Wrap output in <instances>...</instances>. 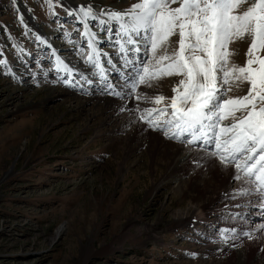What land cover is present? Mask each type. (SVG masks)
<instances>
[{
	"label": "rangeland",
	"instance_id": "rangeland-1",
	"mask_svg": "<svg viewBox=\"0 0 264 264\" xmlns=\"http://www.w3.org/2000/svg\"><path fill=\"white\" fill-rule=\"evenodd\" d=\"M137 2L0 0V264H231L228 249L249 243L257 253L261 247L264 229L250 230L264 212L246 219L239 206L245 203L235 207L233 198L205 209L214 192L201 199L191 186L196 165L173 173L177 157L170 156L177 148H203L169 140L140 118L169 105L180 77L141 84L137 94L144 98L137 99L117 72L130 73L120 46L116 54H100L103 77L86 62L92 50L79 9L98 4L88 28L95 36L120 38L116 22L100 12H123ZM253 2L242 0L237 11ZM178 39L173 35L156 56L172 55ZM250 42L246 36L229 44V67L245 65ZM103 47L113 49L109 41ZM224 87L227 99L247 94L249 84L230 80ZM113 89L123 98L110 94ZM157 96L165 100L157 104ZM160 136L169 143L168 156L159 154L152 164L150 150ZM258 255L254 264H264Z\"/></svg>",
	"mask_w": 264,
	"mask_h": 264
},
{
	"label": "snow or ice",
	"instance_id": "snow-or-ice-1",
	"mask_svg": "<svg viewBox=\"0 0 264 264\" xmlns=\"http://www.w3.org/2000/svg\"><path fill=\"white\" fill-rule=\"evenodd\" d=\"M241 2L138 0L123 12L101 10L100 16L116 22L115 34L121 38L117 43L126 54L125 66L130 69L129 74H121L125 80L123 87L129 88L131 95L143 99V95L137 94L141 84L150 87L151 81L161 76L180 77L169 105L147 109L150 118L141 116V120L169 140L185 146L199 143L225 167L231 164L235 169L234 179L239 180L243 175L253 184L252 189H241L237 195L252 191L264 208V190H261L264 189V56L260 55L264 51V0H254L246 10L238 12ZM173 4L178 6L172 7ZM79 13L92 50L86 62L94 63L103 77L105 70L100 66L95 33L87 25L89 18H97L96 14L91 7H81ZM99 23L103 25L107 21ZM173 35L179 37L178 48L170 56L157 57L158 49H166ZM246 36L251 42L245 65L229 67V44ZM161 60L167 63L162 66ZM230 80L248 83L247 94L225 99L230 89L224 86ZM107 87L113 88L110 83ZM110 94L123 98L114 89ZM164 100L163 96L155 97L157 104ZM224 120L231 122L225 125ZM209 148L212 150L208 151ZM259 227L264 228V224ZM244 235L251 238L250 233Z\"/></svg>",
	"mask_w": 264,
	"mask_h": 264
},
{
	"label": "bare ground",
	"instance_id": "bare-ground-1",
	"mask_svg": "<svg viewBox=\"0 0 264 264\" xmlns=\"http://www.w3.org/2000/svg\"><path fill=\"white\" fill-rule=\"evenodd\" d=\"M93 6L95 9L94 11L101 9L98 4H94ZM113 31H114V29L112 30V32ZM103 32H105V31H103ZM95 37H96V39L94 41L95 47L97 48V50L99 51L100 54H103L106 56L109 54L110 51L112 53L116 54L115 46H119V44L117 43V40L121 39V38L114 37L113 33H109V34L107 33V36H95ZM108 41L110 42L113 49L110 50V49H106L104 47L101 49L100 45H103L104 43H107V45H108ZM126 47L130 48L131 46L126 45ZM103 69L105 70V66H103ZM126 69L130 70L128 67ZM117 72L119 73V75L121 77L122 85H124L125 80L121 74H124L125 71L122 70V68H121V70H119ZM127 74H129V73H127ZM127 74H124V75H127ZM155 136H157V135H155ZM156 138H157L156 142H155L156 147H154L153 150L151 149L152 152L150 150V157H151L150 162L152 164L157 162L159 154L163 155L165 157L168 156V153H167L168 150L165 147H168L169 143L166 140H164L163 137L161 138V136L159 138L158 137H156ZM197 144H192V145L189 144V146H191V147L194 146L195 148L196 147H202L203 148V146H200ZM169 148H171V147H169ZM161 149H164V151H166V152H161ZM171 150H173V149L171 148ZM178 150H180L182 152L178 153L179 152ZM211 150H212L211 148L208 149V151H211ZM157 155H158V157H157ZM175 155H179V156H175ZM170 156L171 157L173 156L172 158L174 160H175V157H177V161H175V163L172 164L173 165V167H172L173 173H175V172L184 173L186 168L195 169V167H197V171L195 170L196 176L194 175L195 176L194 180L197 181V183L193 181L191 183V186L196 187L198 189L199 194H200L199 197H201V199L202 198L204 199L205 193H208L210 191L214 192L213 195L215 196V198H213L212 201L206 205L205 209H210L211 206L213 205L214 200H216V199L228 200V199L233 198L234 200H236L234 203L235 207H239V206L244 207V210H242L243 212H242L241 216L242 217L246 216L247 217L246 219H250L251 215L256 216V213H255L256 211L257 212H264V208H262V210L259 209L261 207H260L258 195L254 194L252 191H249L247 195H237V193H239L241 189H252L253 185L248 182V177H245L243 175L241 176V179H239V180L234 179L233 177H234L235 169L232 167L231 164H229L228 167H225L224 165H222L221 163H219L215 159H213L211 156H209L207 154V152L201 148H198V150H191V149L187 148V151L184 150V148H182V149L177 148L176 152L172 153ZM166 160L167 159L164 158V161H166ZM192 165H196V166L193 167ZM231 183H234L233 189L229 188L231 186L230 185ZM246 185H250V188H247ZM240 201H243L245 204L240 203ZM238 203H240V205ZM201 214L203 215L204 213L200 212V215ZM194 215H197V214H194ZM252 217H254V216H252ZM192 218H196V217L193 216ZM192 218H190L189 220L191 221ZM259 218H261V214L259 215ZM236 223L237 224H235L234 231H236V229H238V227L240 226V221H238ZM262 224H264V218H261L258 221H255V224H253V225H256V227H254V230H250L252 232V234H256L259 231L263 230L264 228L259 227ZM248 229H250V228L248 227ZM248 229L242 228L243 234L246 233L248 231ZM61 232H62V229L60 228L56 232V234L53 236L52 239L56 240L58 238V236L61 234ZM241 239H242V236H241ZM261 242H262L261 247L256 248L257 253L252 251L254 249H252V247L250 246L252 244L249 245V243L244 248H242V250H239L237 252L231 251V249H228L227 252L229 255L227 254L228 255L227 260H229V262H231V264H254L255 259H257L256 254H259L258 258H260L264 262V238Z\"/></svg>",
	"mask_w": 264,
	"mask_h": 264
}]
</instances>
